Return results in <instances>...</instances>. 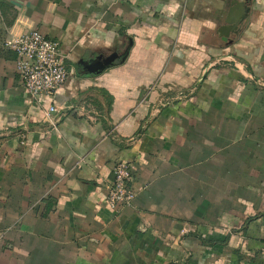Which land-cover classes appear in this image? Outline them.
I'll list each match as a JSON object with an SVG mask.
<instances>
[{
    "label": "crops",
    "instance_id": "crops-1",
    "mask_svg": "<svg viewBox=\"0 0 264 264\" xmlns=\"http://www.w3.org/2000/svg\"><path fill=\"white\" fill-rule=\"evenodd\" d=\"M30 29L52 99L3 46ZM0 264H264V0H0Z\"/></svg>",
    "mask_w": 264,
    "mask_h": 264
},
{
    "label": "built area",
    "instance_id": "built-area-1",
    "mask_svg": "<svg viewBox=\"0 0 264 264\" xmlns=\"http://www.w3.org/2000/svg\"><path fill=\"white\" fill-rule=\"evenodd\" d=\"M3 46L15 54L16 72L21 85L33 100L40 101L42 97L52 99L64 86L68 71L65 57L61 55L57 41L30 29L10 34ZM61 111V107L51 104L45 115H58ZM132 181L130 165L122 161L116 162L113 167V181L106 196V204L110 211L115 213L132 206L136 196L132 189Z\"/></svg>",
    "mask_w": 264,
    "mask_h": 264
},
{
    "label": "water",
    "instance_id": "water-1",
    "mask_svg": "<svg viewBox=\"0 0 264 264\" xmlns=\"http://www.w3.org/2000/svg\"><path fill=\"white\" fill-rule=\"evenodd\" d=\"M114 58H116L115 55H113V56L107 58L106 60H104L103 63H102V65L100 66V68H103L105 65L110 64Z\"/></svg>",
    "mask_w": 264,
    "mask_h": 264
}]
</instances>
